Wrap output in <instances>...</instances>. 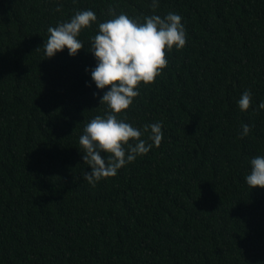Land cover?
Returning <instances> with one entry per match:
<instances>
[{"label": "trees", "instance_id": "obj_1", "mask_svg": "<svg viewBox=\"0 0 264 264\" xmlns=\"http://www.w3.org/2000/svg\"><path fill=\"white\" fill-rule=\"evenodd\" d=\"M84 9L101 22L109 9L154 11L151 0H0V264H264V188L244 179L264 155V0H160L156 14L182 16L186 45L124 118L162 122L163 139L95 185L78 141L105 108L87 48L97 27L75 56L43 49L49 26ZM245 89L254 104L242 112Z\"/></svg>", "mask_w": 264, "mask_h": 264}, {"label": "clouds", "instance_id": "obj_2", "mask_svg": "<svg viewBox=\"0 0 264 264\" xmlns=\"http://www.w3.org/2000/svg\"><path fill=\"white\" fill-rule=\"evenodd\" d=\"M159 4L160 0H151L153 14L142 18L109 9L111 18L102 22L91 9L77 10L68 20L47 29L43 49L51 58L65 48L70 56L77 55L85 47L79 39L81 31L92 24L97 27L87 48L96 60L90 70L91 80L102 90L99 103L105 108L102 115H95L84 125L78 141L84 164L90 166V171L83 169L81 175L91 185L116 176L119 169L159 147L163 139L162 122L135 127L124 118L125 110L140 95L139 85L153 83L168 65L166 53L186 45L182 16L174 11L156 14ZM236 103L240 111L249 110L254 104L251 89H245ZM256 108L264 110V100ZM241 129V137L249 134L248 124H242ZM248 163L246 184L264 188V155L253 156Z\"/></svg>", "mask_w": 264, "mask_h": 264}]
</instances>
